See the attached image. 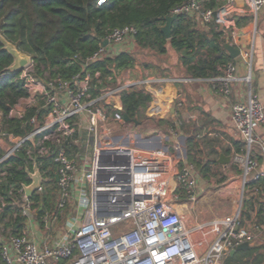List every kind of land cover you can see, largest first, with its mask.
<instances>
[{"label":"built area","instance_id":"2783aa9c","mask_svg":"<svg viewBox=\"0 0 264 264\" xmlns=\"http://www.w3.org/2000/svg\"><path fill=\"white\" fill-rule=\"evenodd\" d=\"M243 1L256 18L264 0ZM233 7H238L236 0H225L220 11L225 14ZM183 12L197 15L205 25L213 19L214 10L203 9L198 0H189L175 8L172 15ZM134 33L131 26L117 28L106 40L108 45L123 44L133 40ZM106 52L111 51L104 45L89 60L100 59ZM243 56L248 62L250 52ZM236 73L237 63L231 62L223 75L214 79L215 88L222 95L231 94V85L238 79ZM22 76L27 78L29 89L35 88L36 98L17 116L22 117L36 103L40 104L39 114L25 121L31 127L26 135L2 132L10 146L0 163L23 148L32 164V169L27 170L33 171L35 165L40 169L52 159L57 165L59 201L55 217L51 220L49 212L43 217L48 230L67 207L73 206L74 210L67 213L64 229H57L54 235L40 230L39 234L34 229L39 226V204L26 196L24 185L10 202L2 198L0 216L7 204L17 207L26 220V230L14 234L6 220L2 222L0 218V231L8 233L0 238V264H223L237 245L248 242L254 246L261 241L264 222L243 224L240 209L204 224L188 225L180 202L183 197L197 200L194 165L180 159L172 165L168 160L171 156L165 151L156 150L146 157L131 144L113 141L115 136H110L109 125L127 124L120 108L121 93L146 91L153 79L127 78L92 98L90 75H76L72 82L50 83L48 88L28 74ZM245 80L249 84L248 98L233 104L231 114L247 148L245 155L236 157L244 165V185L264 180V164L251 156L257 143L264 153V139L256 133L257 127H264V105L252 91L250 76ZM176 124L181 122L177 120ZM75 127L79 134L74 144L79 151L73 154L67 144ZM41 173L43 182L35 194L46 187L48 178ZM207 226L218 232L203 250L193 237Z\"/></svg>","mask_w":264,"mask_h":264},{"label":"trees","instance_id":"16d2710c","mask_svg":"<svg viewBox=\"0 0 264 264\" xmlns=\"http://www.w3.org/2000/svg\"><path fill=\"white\" fill-rule=\"evenodd\" d=\"M189 0H0V158L9 147V142L2 137V132L14 135H26L31 127L25 124L31 116L39 114V103L29 107L22 117L12 111L21 100L30 97L28 80L23 71L13 68L15 58L6 47L10 43L32 59V72L28 76L40 81L48 88L50 83L72 82L76 75H90L89 92L92 98L119 86L120 75L127 69L140 68L137 59L130 50H121L106 54L96 60H89L104 46L109 34L117 28L134 27L133 43L140 49H147L159 56H168L174 52L178 65L193 78H215L222 76L225 67L235 62L224 44L233 39V32L238 38L237 46L247 42L241 29L255 21L250 7L245 6L240 12L236 7L225 14L220 7L225 0H198L203 9H213V19L203 25L197 15L179 13L172 22L171 37L167 38L161 27L166 24V17L172 11ZM227 37L229 39L227 40ZM109 48V45H106ZM153 68L151 65H145ZM158 73V68H153ZM156 69V70H155ZM99 73V76H96ZM164 74V72H163ZM157 76H162L157 75ZM143 74L137 79H145ZM253 91L256 84L253 81ZM152 95L144 90L123 91L120 108L132 120L142 122L147 119L146 110L152 102ZM41 117V116H40ZM159 125L175 128L171 120L159 119ZM184 125H182L183 127ZM187 162L194 164L203 178L214 175L213 168L219 163L217 138H210L198 131L196 123L188 124ZM184 129V127H183ZM75 134L68 140L69 153L76 154L79 149L74 144ZM232 148H223L228 155L243 154L246 143L234 140ZM27 149L23 148L0 163V201L10 202L13 196L31 179L27 168L32 169ZM48 178L47 187L33 195L39 204L37 220L41 229L48 230L44 215L51 213V220L56 215L58 188L56 182L57 165L52 159L40 166ZM226 177H222V182ZM249 198L245 201L246 211H241V220L253 219L250 210H256V222H264V180L246 184ZM259 190V195L255 192ZM63 215L57 220H62ZM7 220L6 226L14 234L26 230L25 218L18 208L7 204L0 216ZM264 234L261 242L248 249L237 250L227 255L223 264H264Z\"/></svg>","mask_w":264,"mask_h":264},{"label":"crops","instance_id":"0c3cea01","mask_svg":"<svg viewBox=\"0 0 264 264\" xmlns=\"http://www.w3.org/2000/svg\"><path fill=\"white\" fill-rule=\"evenodd\" d=\"M236 3L238 5L237 9H239L238 11L240 12L244 8V1L236 0ZM240 33H242L243 38H245V40L247 41L243 42L241 46H237L238 38L236 32H233V39L230 40L229 37H227V40L229 39L227 42L241 49V60L236 59V74L238 79L231 85L232 92L229 96L222 95L217 90V88H215L214 79L218 77L193 78L186 73L185 69L182 66L178 65L177 59H175L173 63L174 65H165L166 67L161 66L162 69L160 74L162 73V71L164 72L162 76H157V73L152 75L148 70H145L148 72L140 73L141 77H143V74H145L146 78L153 79L154 81L153 83L145 87L146 91L149 92L153 98L150 106L146 110L147 119H144L142 122H138L137 124L133 120L130 122L127 121L125 127H123L120 123H111L109 125V128L110 136H115V138H113V141L115 143L126 145L131 144L141 155H145L146 157H148L149 153L156 150L165 151L171 156L168 160H171L172 165H176L179 159L180 161H187V132L185 129H189V127H187L188 124L196 123L198 131L202 130L203 136H207L210 138L215 137L219 140V145H217V149L219 151L218 160L221 164L222 161H220V158L221 155H224L225 162H223V165H221L225 169V176H229L231 170L228 164L232 160V157L236 158L237 156H243L247 152V148L245 153L235 155H228L222 151L223 148H232V143L234 140L244 141L241 133L237 129L236 124L232 120L231 114L233 104L237 102H244L248 98L249 84L245 80L246 77L250 76L251 78L252 91L253 81L255 82L256 91L253 92L258 95L259 99L264 105V5L255 18V21L242 28ZM127 45H131V47H133L135 46V43H133V40H129L128 42L123 44H111L109 45V49L112 53H115L121 50H125V48L127 49V47H129ZM244 52H250V58L248 59V62L243 56ZM137 68L127 69V78L139 80L137 79V74L135 73L141 71V68H138L139 70H137ZM150 71L153 72L154 69L150 68ZM23 101L24 99L18 105H22ZM169 118L175 124L177 120H179L181 124H176L175 128H167L164 125L158 124L159 119L170 120ZM145 120H147L146 123L144 122ZM151 120H154L153 122L155 124H148V121ZM182 125H184V129ZM143 128L154 130L153 132L155 134L142 136L135 133L126 136L129 129L140 130ZM173 131L175 134H173ZM256 133L260 138L264 139V127H257ZM174 144L177 146L178 155L174 152ZM251 156L258 160L261 165L264 164V153L259 143L255 144L252 147ZM194 167L195 169L193 174L198 180L197 200L194 202L196 203L201 196V188L199 186L201 174L195 165ZM230 180L234 181L233 184H227L232 189V187L237 184L234 183L238 181V176L236 175ZM244 180L245 179H243V183ZM225 181H227V179H225ZM255 193L259 195V190L257 189ZM182 200L186 201L187 199L183 197ZM188 203L190 206L194 204L192 203V201H188ZM181 210L184 212L183 208ZM236 211L237 209L225 215H230L232 213H235ZM255 219L256 211L253 215V219H245L244 221H242V223L245 225L251 224L253 222L255 223ZM191 220V227L197 225V223L199 222V220L197 219L191 218ZM207 222L200 220L199 223L204 224ZM205 228H209V226L204 227L194 233L193 240L197 245L202 244L204 246V244L200 242V236L202 235V230H204ZM34 229L35 232L40 234L38 227H34ZM211 230L215 231L217 229L211 228ZM208 246L209 243L207 244L206 248ZM206 248L203 247V250H205Z\"/></svg>","mask_w":264,"mask_h":264},{"label":"rangeland","instance_id":"374dc122","mask_svg":"<svg viewBox=\"0 0 264 264\" xmlns=\"http://www.w3.org/2000/svg\"><path fill=\"white\" fill-rule=\"evenodd\" d=\"M130 43V42H129ZM7 46L10 49H13L14 47L10 46L9 44H7ZM129 47H127V50H130L132 53H134L136 59H137V63L141 66V71L136 72L135 74L137 75H141L140 73H145V72H150V74H156L152 71H150V68H147L145 65L149 64L151 65L153 68L155 67L156 69L158 68V73L161 72V66L162 67H166L165 65L171 66L174 65V61H175V54L174 52H170L168 54V56H159L157 55L155 52L147 50V49H140L138 47L133 46L131 47V45H127ZM126 49V48H125ZM21 55L23 57H29L31 59L30 56L21 53ZM136 69V68H135ZM33 68H32V59L30 64H28L24 70H23V75L24 74H28L30 72H32ZM137 70H139L137 68ZM148 70V71H145ZM124 72V73H123ZM122 74L120 75V81L123 82L125 79H127L128 77V70L123 71ZM145 75V74H144ZM159 75V74H156ZM161 75H163V71L161 73ZM36 82H40V81H36ZM30 97L25 98L24 101L22 102V105H17L14 110L12 111L13 115H18L19 112H21L24 108H26V105H28V103H30V101L33 98H36V93H35V88H30ZM22 101V100H21ZM20 101V102H21ZM2 118V115L0 113V119ZM170 119V118H169ZM171 120V119H170ZM154 120L148 121V124H155L153 122ZM145 123L147 122V120L144 121ZM144 123V124H145ZM154 130L151 129H129L128 134L126 136H129V134H140L142 136H146V135H153L155 134L153 132ZM10 146V144H9ZM172 148V147H171ZM174 148V152L177 154V146L174 144L173 146ZM172 148V149H173ZM178 155V154H177ZM223 162H221L222 164ZM223 165V164H222ZM229 168L231 170V172L229 173V176H225L224 174V168L222 166H216L213 168L214 171V175H212L208 180L206 178H203V176H200V182H199V186L201 188V196L199 198V200L192 204L191 206L189 205L188 201L186 200H182L180 203L182 204L181 207L184 209L183 215H184V219L186 220L188 225H191V218L193 219H197L199 220H203L205 222L211 220L213 217L215 216H224L225 214L231 213L233 212L235 209H240L241 211H246V206H245V201L247 198H249V195L247 194V188L246 185H244L243 183V179L244 178V165L243 162L237 160L235 157H232V160L229 162ZM228 173V172H227ZM238 176V181H236L234 184L232 189L231 187H229L228 184H233L234 181H231L230 179L232 177ZM222 177H226L227 181H222L220 182L219 180L222 179ZM228 183V184H227ZM47 183H46V187H47ZM232 186V185H231ZM236 186V187H235ZM224 191V192H223ZM183 199V198H182ZM58 201H59V197H58ZM189 205V206H187ZM190 207V210H189ZM74 210L73 206H69L67 207V209L65 210L64 214H63V218L62 220H55L53 225L52 230H47V229H40L39 226V230L43 233V234H53L60 229H64L66 226V220H67V213H72ZM255 209L252 208V210H250L251 215L253 216L255 214ZM7 222V220L5 221ZM4 222V223H5ZM197 224H200V223ZM58 229V230H57ZM217 230H211V228H205L204 230H202L201 232V236H200V242H202L204 244V248H206L207 244L210 243L212 241V239H214L215 235L217 234ZM208 234V235H206ZM8 233H3L0 231V238L2 236H7ZM261 242V241H260ZM264 251V248H262Z\"/></svg>","mask_w":264,"mask_h":264},{"label":"water","instance_id":"95a60500","mask_svg":"<svg viewBox=\"0 0 264 264\" xmlns=\"http://www.w3.org/2000/svg\"><path fill=\"white\" fill-rule=\"evenodd\" d=\"M177 18V14H173V15H169L166 17V24L163 25L161 27L162 32L166 35L167 38L171 37V28H172V22L174 21V19ZM6 43V47L8 48V50L10 51V53L13 55V57L15 58V63L13 65V68L15 70L18 71H23L24 68L30 64L31 59L29 57H23L21 55V52L17 50V48H15L14 46H12L10 43L5 42ZM7 44H9L10 46L14 47L13 49H10ZM108 41L105 40L104 41V45H107ZM225 49L228 51L229 55L231 56V58L233 59H238L241 60L240 58V54H241V49L238 47H235L234 45H232L229 42H226L224 44ZM124 114V118L126 121L130 122L132 121V119L127 115V113L125 111H123ZM136 124L139 122L138 120H133ZM224 155H221L220 161L225 162L224 161ZM229 161V159H228ZM27 173L31 179V182L29 184H24V189L26 192V196L29 198H32L33 195L35 194V192L39 189V187L41 186L42 182H43V176L42 173L39 169V167L37 165L34 166L33 171L27 170ZM56 180L58 181V176H56ZM250 244L248 242H244L240 245H237L236 248L232 249L231 254L235 253L237 250L240 249H248L250 248Z\"/></svg>","mask_w":264,"mask_h":264}]
</instances>
